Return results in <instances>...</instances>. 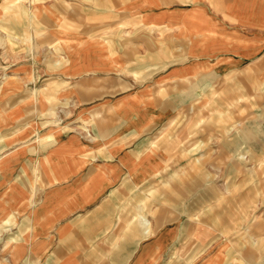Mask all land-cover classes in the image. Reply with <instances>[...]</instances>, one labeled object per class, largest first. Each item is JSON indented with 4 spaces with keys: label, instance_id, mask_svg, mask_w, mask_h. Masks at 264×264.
Returning <instances> with one entry per match:
<instances>
[{
    "label": "crops",
    "instance_id": "0c3cea01",
    "mask_svg": "<svg viewBox=\"0 0 264 264\" xmlns=\"http://www.w3.org/2000/svg\"><path fill=\"white\" fill-rule=\"evenodd\" d=\"M64 3L45 0L32 8L28 34L36 36L42 59L23 63L37 72L15 77L9 83L17 86L0 98L2 132L16 124L17 131L42 130L44 121L32 114L69 115L50 127L60 130L52 142L18 140L0 158V208L24 213L31 258L36 264H233L215 250L223 245H214L228 242L225 192L207 178L198 192L171 196L188 204L147 212L143 184L182 152L160 136L177 110L203 102L222 76L252 64L264 71V0ZM87 10L102 24L86 23ZM109 29L130 36H94ZM78 118L91 122L89 134L80 126L71 131ZM212 205L219 207L213 213ZM248 259L264 264V252Z\"/></svg>",
    "mask_w": 264,
    "mask_h": 264
},
{
    "label": "rangeland",
    "instance_id": "374dc122",
    "mask_svg": "<svg viewBox=\"0 0 264 264\" xmlns=\"http://www.w3.org/2000/svg\"><path fill=\"white\" fill-rule=\"evenodd\" d=\"M58 1L62 3L63 0ZM65 1L69 3L74 0ZM3 3L7 5L0 16V98L11 86H17L9 83H13L15 77L37 72L33 65L32 68L25 67L23 63L42 59L41 52L34 46L36 39L33 37L36 36L28 34V30L35 22L31 19L35 14L32 8L44 5L45 0H4ZM68 3L64 4L68 6ZM16 17H21V21L17 22ZM84 20L88 24L102 21L101 17L96 18L89 10ZM60 26H66L65 21ZM114 34L130 36L127 30L122 33V29ZM114 34L110 29L94 32V36L102 38H112ZM234 81L236 84L231 85ZM261 81H264V71L257 64H252L247 69L236 70L228 78L220 77L213 87L205 91L203 102L190 103L177 110L172 120L160 129L163 132L160 136H168L170 145L176 150L181 148L182 152L175 154L176 163L168 165L158 176L143 184L147 212L170 210L172 206L184 203L172 202L171 196L198 192L200 183L206 182L207 178L212 187L225 192V216L229 229L225 235L228 242L224 244L217 240L214 245L222 244L215 250L219 251L220 257L229 254L233 264H256L249 262L248 256L264 252V84H260ZM27 88L35 89L31 85ZM68 116L52 112L32 114L29 118L35 122L44 121L42 130L17 131L22 126L18 124L15 131L1 130L0 145L4 143L7 146L0 148V158L9 149L21 144L18 140L27 139L30 142L41 138L43 142H52L55 132L60 130L50 127H57ZM81 120L74 122L73 128L80 126L82 133L87 135L91 122ZM68 128L70 126L63 127L61 131H70ZM45 136L47 138H43ZM7 163L4 162V166ZM240 198L242 201L238 203ZM210 208L209 211L213 213L219 207L212 205ZM23 214L11 211L7 205L0 208V264H36L28 251V222ZM217 225L213 223L214 228ZM238 249L242 252L237 253Z\"/></svg>",
    "mask_w": 264,
    "mask_h": 264
}]
</instances>
